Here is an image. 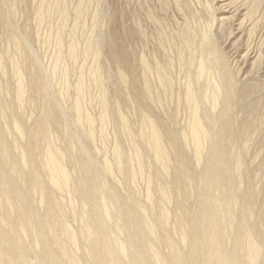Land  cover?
Wrapping results in <instances>:
<instances>
[{"label": "rangeland", "instance_id": "374dc122", "mask_svg": "<svg viewBox=\"0 0 264 264\" xmlns=\"http://www.w3.org/2000/svg\"><path fill=\"white\" fill-rule=\"evenodd\" d=\"M235 1L0 0V161L3 175L11 179L10 184L17 182L23 186L20 190L25 198L22 203H14L15 206L22 204L28 208L20 214L24 219L17 217L16 210L11 211L12 216H7L1 210L6 206L3 201L0 230L3 223L4 227H9L11 221L17 220L15 224H18L35 219L32 226H25L24 243L29 249L32 245L35 251L38 248V255L49 247L56 248L50 239V229L42 225L51 206L40 202L41 193L33 188L34 185L44 187L45 183V193L59 208V220H66L64 222L78 234L91 229V236H81L80 247L73 248L78 264H101L105 257L96 244V236L107 233L103 216L98 212L102 202L98 192L104 188L106 201L115 215L110 225L121 224L124 235L120 239L131 254L127 262L135 259L141 264H163L145 250L148 245L161 253L163 261H169L172 250L164 244V239L172 236L187 264H204L202 260L210 249L203 245L197 226L204 211H212L209 216L217 212L219 215H214L226 225L218 235L226 245L228 261L250 264L249 247L254 244L259 249L257 264H264V0H237L238 4ZM187 31L194 35L192 40ZM202 33L209 37L207 41ZM74 46L77 52L73 56L70 51ZM96 55L98 61H94ZM19 69L23 71L26 89L24 101L17 91ZM94 79H98L99 84ZM187 88L193 92V101L206 132L198 161L197 147L189 129L193 101L192 105L188 102ZM137 93L144 95L141 104ZM103 95L107 103L102 100ZM78 103L84 110L82 119L75 109ZM143 113L156 121L162 132H171L173 136L171 140L165 135L167 138L163 141L171 155L170 172L165 173L161 165H157L151 143L141 134L142 129L145 130V125H141ZM44 119L48 122L52 119V122L48 126L50 133L42 135L38 133L37 124ZM15 123L23 128L21 134L15 130ZM47 139L66 154L65 168L69 169L78 188L73 200L67 192L50 183V174L45 171L46 158L39 149L41 143L42 147L47 144ZM117 148L124 155L122 160L115 156ZM175 150L179 154L176 155ZM137 151L141 164L132 157ZM16 168L22 173H14ZM219 168L226 171L227 183L219 180L221 183L213 185L217 187H208L207 179L222 175ZM133 171L138 176L131 178ZM90 182L94 187L85 188ZM231 189L235 200L225 196L232 193ZM162 191H167L169 200L161 198ZM149 193H153L152 202ZM85 203L91 208V211L87 208V214L83 208ZM209 206L216 210L208 209ZM163 208L171 218H164ZM82 215L91 219L89 223L83 222ZM40 226L43 239L40 247H36L33 235ZM1 236L5 239L8 235L2 233ZM195 239L207 252L201 247L196 250L198 256L193 248L199 244ZM33 249L27 252L26 261L36 264L39 259L41 263L43 260ZM68 260V257H60L59 262L69 264ZM45 262L41 264H49Z\"/></svg>", "mask_w": 264, "mask_h": 264}, {"label": "bare ground", "instance_id": "6f19581e", "mask_svg": "<svg viewBox=\"0 0 264 264\" xmlns=\"http://www.w3.org/2000/svg\"><path fill=\"white\" fill-rule=\"evenodd\" d=\"M91 1H93V0H91ZM237 1V0H236ZM235 1V2H236ZM257 1V0H256ZM259 1H261V0H259ZM258 1V2H259ZM263 1V0H262ZM45 2V1H44ZM71 2V1H70ZM83 2V1H82ZM85 2V1H84ZM238 2V1H237ZM236 2V3H237ZM72 3V2H71ZM243 3V2H242ZM246 3V2H245ZM249 3V2H248ZM247 3V4H248ZM261 3V2H260ZM80 4V3H79ZM228 4V3H227ZM238 4V3H237ZM43 5H44V3H43ZM82 5H87V4H85V3H82ZM82 5H81V8H83L82 7ZM241 5V4H240ZM245 5V4H244ZM250 5H252V4H250ZM258 5H260V4H258ZM47 6V5H46ZM80 6V5H79ZM78 6V7H79ZM254 6V5H253ZM253 6H251V8L253 7ZM257 6V5H256ZM255 6V7H256ZM241 7V6H240ZM39 8V7H38ZM41 9L42 8H44L43 6H41L40 7ZM39 8V9H40ZM62 8V7H61ZM88 8V7H87ZM237 8V7H236ZM250 8V9H251ZM38 9V10H39ZM239 9V8H238ZM77 10V9H76ZM81 10V9H80ZM252 10H254V8L252 9ZM40 11V10H39ZM238 11V10H237ZM258 11V10H257ZM40 12H42V11H40ZM78 12H81V11H78ZM246 12H248V11H246ZM252 12V11H251ZM82 13V12H81ZM80 13V14H81ZM86 13V12H85ZM224 13V12H223ZM242 13V12H241ZM240 13V14H241ZM78 14V13H77ZM80 14H78V15H80ZM253 14V16H254V12L252 13ZM77 15V16H78ZM89 15V14H88ZM236 15V14H235ZM249 15V14H248ZM40 18L42 19L43 18V15H42V13H40ZM48 16V15H47ZM243 16V15H242ZM251 16V15H250ZM80 17V16H79ZM252 17V16H251ZM248 18V17H247ZM239 19V18H238ZM243 19H245L244 17H243ZM242 19V20H243ZM191 20V19H190ZM249 20V19H248ZM67 21V20H66ZM68 21H69V19H68ZM81 21V20H80ZM48 23V22H47ZM75 23V22H74ZM74 23H73V25H74ZM80 23V22H79ZM241 23H243V22H241ZM45 24V23H44ZM69 25V24H68ZM76 25H78V24H76ZM242 25V24H241ZM243 26V25H242ZM240 28H242V27H240ZM239 28V29H240ZM83 29H84V26H83ZM52 32V31H51ZM60 32V31H59ZM191 32V31H190ZM190 32L189 31H187L186 32V34H188L190 37V39L189 38H186V39H189V40H192L193 38H194V35H193V37L191 36V34H190ZM187 35V36H188ZM203 35H205V33L203 34L202 33V36ZM186 36V37H187ZM205 37V40H206V38H207V40H208V38L209 37H207V35H205V36H203V38ZM59 40V39H58ZM204 40V39H203ZM206 40V41H207ZM56 41V40H55ZM61 41V40H60ZM187 42H190V41H188L187 40ZM73 43V42H72ZM91 45H92V43H91ZM90 45V46H91ZM17 46V45H16ZM64 46V45H63ZM70 46H71V44H70ZM73 46V45H72ZM92 46H94V44L92 45ZM64 48V47H63ZM94 48V47H93ZM92 48V49H93ZM65 49V48H64ZM95 49V48H94ZM77 50V47H73L72 48V50L70 51L71 52V55H75L76 53L75 52H77L76 51ZM89 50H90V48H89ZM91 51V50H90ZM180 53V52H179ZM125 54V53H124ZM124 54H122V55H124ZM73 55V56H74ZM193 56V55H192ZM71 57V56H70ZM95 57H97V55L95 56ZM119 57V56H118ZM62 58V57H61ZM73 58V57H72ZM123 58V57H122ZM128 58V57H127ZM126 58V61H128V59ZM191 58V57H190ZM95 59V58H94ZM195 59V58H194ZM73 60V59H72ZM146 60H148V59H146ZM146 60H142V61H146ZM191 60V59H190ZM59 61V60H58ZM94 61H98V57L94 60ZM146 63V62H145ZM96 64V63H95ZM147 64H149V63H147ZM202 64V63H201ZM94 65V64H93ZM144 66H145V64H144ZM201 66V65H200ZM200 66H199V68H200ZM204 66V65H203ZM202 66V67H203ZM57 67V66H56ZM70 67V66H69ZM92 67V66H91ZM201 67V68H202ZM206 67V66H205ZM144 68V67H143ZM204 68V67H203ZM203 68H202V73H203ZM66 69V68H65ZM81 69H82V67H81ZM97 69V68H96ZM204 69H206V68H204ZM85 70V69H84ZM16 71V70H15ZM29 71V70H28ZM81 71V70H80ZM92 71V70H91ZM149 71V70H148ZM22 70H18L17 71V78L19 77V86H18V93H19V96L23 99V98H25L26 97V89H25V85H24V79H23V75H22ZM97 72V71H96ZM150 72V71H149ZM152 72V71H151ZM148 73V72H147ZM201 73V74H202ZM16 74V73H15ZM162 74V73H161ZM123 75H125V73L123 74ZM158 75V74H157ZM199 75V74H198ZM100 76V75H99ZM230 76V75H229ZM161 77V76H160ZM123 78V77H122ZM127 79V78H126ZM95 80V79H94ZM98 84H99V82H98V79H96L95 80ZM163 81V80H162ZM228 82H229V84L231 83V80H230V78H228V80H227ZM159 82H161V81H159ZM17 84V85H18ZM66 84V83H65ZM81 84V83H80ZM100 84H101V82H100ZM160 84V83H159ZM167 84V83H166ZM216 84V82L214 83V85ZM83 85V84H82ZM148 85V84H147ZM193 85V84H192ZM80 86V85H79ZM99 86V85H98ZM165 86V85H164ZM68 87V86H67ZM163 87V86H162ZM190 87V86H189ZM232 87V86H231ZM81 89H82V87H80ZM148 88V87H147ZM164 88V87H163ZM34 89V88H33ZM99 89V88H98ZM188 90H187V92H189V93H187L188 95H186V97L188 96V98L187 99H189V101L188 102H190L191 103V105H192V101H193V97L194 96H192L193 94V92L192 91H190L191 89L190 88H187ZM40 90V89H39ZM136 91V90H135ZM192 92V93H191ZM18 93H16V94H18ZM99 93V92H98ZM78 94V93H77ZM82 94V93H81ZM103 94V93H102ZM142 94V93H141ZM140 93H137V96H136V98H137V100L139 101V103L140 102H143V100H142V98H144L142 95H141ZM135 95V94H134ZM36 96V95H35ZM102 96V95H101ZM101 96H100V98H101ZM106 96V95H105ZM104 95H103V101L105 102L106 101V97H105ZM78 99H80V98H78ZM83 99V98H82ZM195 99V98H194ZM25 99H23V101H24ZM33 100V99H32ZM197 101V100H196ZM103 102V103H104ZM195 101H193V105H195V106H193L192 105V118H191V124L189 125L190 127H189V129H190V131H191V137H192V140H193V142L196 144V147H197V154H198V157H197V161H198V159L200 160V149H201V147H202V144H203V142H204V139H205V137H206V132H205V130H204V128H203V124H202V122H201V119H200V112H199V110L196 108L197 106H196V103H194ZM81 103V102H80ZM80 103H78L77 104V107L75 108L76 109V111H77V114H78V117L79 118H83V107H82V105L80 104ZM106 103H107V101H106ZM141 104V103H140ZM104 105V104H103ZM188 105V104H187ZM86 107V106H85ZM75 109H74V111H75ZM75 111V112H76ZM76 114V115H77ZM107 114V113H106ZM144 114V113H143ZM147 114V113H146ZM105 115V114H104ZM145 115V114H144ZM143 115V116H144ZM86 116V115H85ZM106 116V115H105ZM142 116V117H143ZM149 117H150V115H149ZM44 118V117H43ZM54 118V117H53ZM87 118H88V115H87ZM86 118V119H87ZM46 119V118H45ZM42 120V121H39L40 123L39 124H37L38 126V133H42V135H44L43 133H46L47 134V132H49V130H48V126L50 125L49 123H51L52 122V119H51V122L49 121H46V120ZM84 119H85V117H84ZM13 120V119H12ZM15 121H16V119H14ZM40 120V119H39ZM50 120V119H49ZM82 121V120H81ZM87 121L90 123V119H87ZM144 121V123L143 124H141V125H145L144 127H145V130L144 129H142L143 131L141 132V134L143 133V135H144V137H146L148 140H149V142L151 143V146H152V148H153V151L155 152V160H156V162H157V165H158V163L161 165L160 167L163 169V171H165V173L166 172H170V166H169V164H170V157H171V155H169V151H167V149L165 148V146H164V143H163V141L165 140V138H169V139H173V136L169 133V132H162V130H160L159 129V127H158V124H156L155 122L156 121H154L153 119H151V118H148V116H144L143 117V120H142V122ZM14 122V121H13ZM92 122V121H91ZM9 123H10V121H9ZM82 123V122H81ZM91 124V123H90ZM12 125V124H11ZM89 125V124H88ZM125 125H127V124H125ZM13 126L15 127V130L17 129L18 131H19V133L20 132H22V127L21 126H19L18 124H13ZM143 127V128H144ZM22 128V129H21ZM92 128V127H91ZM96 128V127H95ZM89 129V128H88ZM104 129V128H103ZM103 129H102V131H103ZM16 130V131H17ZM94 131V130H93ZM96 131V130H95ZM106 131V130H105ZM36 132V131H35ZM1 133V132H0ZM3 133V132H2ZM50 133V132H49ZM106 133V132H105ZM130 133V132H129ZM21 134V133H20ZM94 134V133H93ZM233 134V133H232ZM165 135L167 136V137H165ZM223 135V134H222ZM24 136V135H23ZM40 136H41V134H40ZM47 136H49V134L47 135ZM92 136V135H91ZM38 137V136H37ZM54 137V136H53ZM142 137V136H141ZM144 137H142V138H144ZM165 137V138H164ZM45 138V137H44ZM50 138V137H49ZM48 138V139H49ZM47 139V140H48ZM129 139H130V137H129ZM229 139V138H228ZM43 141H45V140H43ZM194 144V145H195ZM220 144V143H219ZM45 145V144H44ZM6 146V145H5ZM5 146H4V148H5ZM57 148V147H56ZM53 145H52V143H50V141L48 140V142H47V144L45 145V146H43L42 147V143H41V147L39 148V149H42L41 151H42V153L44 154V156H45V158H46V167H45V171L46 172H48L47 174H50V183H51V185L53 186V187H55V188H57V189H61V190H64L65 192H67L69 195V197H70V199L71 200H73V197H74V194H75V192H76V189L78 190V188H77V184H76V186L74 185L75 184V182L73 183V181H72V178L73 177H71L72 175H71V173L65 168V164H64V160H66L65 159V152L63 153V151L64 150H62V152L61 151H59L58 149H56ZM176 148V147H175ZM5 150H7V149H5ZM136 150V149H135ZM179 150V149H178ZM177 150V151H178ZM40 151V150H39ZM121 150H119V148H117L116 149V151H115V156H116V158L117 159H119V160H122V156H124V155H122V152H120ZM224 151H226V150H224ZM222 152V156L225 154V152ZM154 152H153V154H154ZM175 152H176V150H175ZM177 153L178 152H176V155H177ZM175 154V153H174ZM179 154V153H178ZM9 155V154H8ZM7 155V156H8ZM26 155V154H25ZM6 156V157H7ZM21 157V156H20ZM25 157V156H24ZM22 158V160H25V158ZM134 159L133 160H137V163H140L141 162V156H140V153L137 151V152H135V154H134V156H132ZM221 157V156H220ZM224 157V156H223ZM219 158V157H218ZM116 159V160H117ZM132 160V161H133ZM219 160V159H218ZM118 162V161H117ZM110 163V162H109ZM220 163V162H219ZM107 164V163H106ZM119 164V163H118ZM123 164V163H122ZM141 164V163H140ZM45 165V164H44ZM109 165L110 164H108V167H109ZM120 165V164H119ZM144 165V164H143ZM225 165H226V163H225ZM26 166V165H25ZM138 166V165H137ZM140 166V165H139ZM17 167V166H16ZM113 167V166H112ZM111 167V168H112ZM110 168V169H111ZM122 168V167H121ZM218 168V167H217ZM224 168V167H223ZM120 169V168H119ZM181 169H182V167H181ZM183 169H184V167H183ZM219 169H221V168H219ZM2 170H3V168H2V163H1V161H0V189L2 188V190H3V192H2V194L0 193V204L3 202V201H5L4 203L6 204V206H2L1 208V210H2V212H3V214H7V216H10L11 215V211H13V210H16L17 211V213H19V214H17L18 216L17 217H19V216H21L20 214H22V213H24V212H26V210L28 209L27 208V206H25L24 204V206H22V204H21V206H15V204L14 203H22L23 202V199L25 198V195L23 194V192L20 190V186H22L21 185V183L20 184H17V182H16V184L15 185H11L10 183V180L6 177V175H3L4 173L2 172ZM21 170H22V168H21ZM108 170V169H107ZM122 170V169H121ZM120 170V171H121ZM135 170V169H134ZM222 170V169H221ZM221 170H219L220 172H221ZM110 171V170H109ZM122 171H124V170H122ZM184 171V170H183ZM218 171V170H217ZM223 171V170H222ZM226 171H223L222 172V175H220L219 174V176L218 175H210L211 177L209 178V179H207L206 180V185L209 187V186H212V187H217V186H213V185H215L216 183H221V182H223V181H226V180H224L226 177H227V174L225 173ZM14 173H17V174H21L22 172L20 171V169H18V168H16V169H14ZM113 173V172H112ZM111 173V174H112ZM163 173V172H162ZM172 173V172H171ZM178 173V172H177ZM176 173V174H177ZM181 173V172H180ZM215 173V172H214ZM227 173H228V171H227ZM110 174V175H111ZM114 174V173H113ZM130 174V173H129ZM140 174H141V172H140ZM213 174V173H212ZM13 175V174H12ZM137 175V173H136V171H133L131 174H130V176H131V178L133 177H135ZM167 175V174H166ZM228 175H229V173H228ZM21 176V175H20ZM138 176V175H137ZM143 176V175H142ZM222 176V178H220ZM39 177V176H38ZM148 177V176H147ZM176 177H178V176H176ZM181 177V176H180ZM152 178V177H151ZM155 178V177H154ZM149 179V178H148ZM184 179V178H183ZM21 180V179H20ZM38 180V179H37ZM153 180V179H152ZM180 180V179H179ZM189 180V179H188ZM221 182H220V181ZM16 181V180H15ZM97 181V180H96ZM146 181V180H145ZM151 181V180H150ZM19 182V181H18ZM91 183V182H90ZM97 182H95V184H96ZM151 183V182H150ZM189 183V182H188ZM226 183H227V181H226ZM32 184V183H31ZM39 184V183H38ZM41 184V183H40ZM89 184V183H88ZM98 184H100L99 182H98ZM27 185V184H26ZM79 185V184H78ZM153 185V184H152ZM220 185V184H219ZM32 186V185H31ZM38 186V185H37ZM36 185H34V187L33 188H35L34 190H36L37 191V189L39 190V192L41 193V197H42V200H40V202L42 201V202H48L49 204H50V210H49V214H48V216H47V218H46V220L44 221V222H42L41 224L43 225V227L44 226H48V228L50 229V233H51V235H50V239H51V242H54V244H55V247L56 248H54L53 249V247H52V245H51V247L52 248H47V249H45L44 250V252H42L41 253V255H38V253L36 252L37 250H38V248H37V250L35 251V248L33 249V247L31 246V245H29V246H31L30 247V249L32 248L33 249V251H35L34 253H36L39 257H40V259H41V263H44L45 261H47V262H49V264H61L60 262H59V259H60V257H61V259H62V257H68V261H69V264H75V262L78 264V261L76 260V259H78L77 257H76V254L75 253H73V248H76V247H78V239L82 236V238L83 237H90L91 236V229H89V230H87L88 228H90V227H84V228H86V232H84V233H81V234H78V233H76V232H74L73 231V229H71V227L66 223V222H64V221H66V220H61V219H63V218H61L60 220H59V218H58V212H59V208L56 206L57 204L56 203H54V201L52 200V198H50L46 193H45V191H44V187H46L45 186V183H44V187H43V185L42 186H39V187H37ZM97 186V185H96ZM95 186V187H96ZM149 186V185H148ZM23 187V186H22ZM81 187H82V185H81ZM92 187H94V185L91 183V184H89L87 187L85 186V188H92ZM211 187V188H212ZM219 187H221V186H218V188ZM224 187H226L225 186V182H224ZM229 187L231 188V183H229ZM228 187V188H229ZM233 187V186H232ZM187 188V187H186ZM30 189H32V188H30ZM46 189V188H45ZM160 189V188H159ZM161 189H162V187H161ZM166 189V188H165ZM208 189V188H207ZM223 189V188H222ZM221 189V190H222ZM82 190V189H81ZM87 190V189H86ZM94 190H95V188H94ZM148 190V189H147ZM152 190V189H151ZM215 190V189H214ZM227 190V189H226ZM233 189H231L230 191H232ZM80 191V190H79ZM90 191V190H89ZM160 191V190H159ZM184 191V190H183ZM217 191H218V189H217ZM228 191V190H227ZM38 192V191H37ZM86 192V191H85ZM92 192V191H91ZM151 192V191H150ZM161 192V191H160ZM166 192V193H165ZM189 192V191H188ZM235 192V191H234ZM78 193V192H77ZM88 193V192H87ZM93 193V192H92ZM97 193V192H96ZM159 193V192H158ZM185 193V192H184ZM237 193V192H236ZM235 193V194H236ZM38 194V193H37ZM79 194V193H78ZM91 194V193H90ZM99 194H101L102 195V202H101V204H100V206L99 205H97V206H99V208H98V212L103 216V227H104V230L107 232V233H104V234H101V235H99V236H96V244H97V246L99 247V249H100V251H101V253H103L104 254V257H105V261L103 262V263H101V264H141V263H139V262H137L135 259L133 260H130L129 262H127L126 261V259L128 258H130L131 257V254H130V252H129V250H128V248H127V245L126 244H123L122 242H121V239H120V236L123 234L124 235V233H123V229H122V227H120V225H118L117 223H115V225H114V227H111L112 225H110V223L111 222H113L114 221V219H115V215H114V213L110 210V208H109V205H108V203H107V201H106V199H107V197L105 198V194H104V188H101L100 189V191L98 192V195ZM151 194H153V193H149V200H150V202H152L151 201ZM188 194V193H187ZM98 195H96L97 197H98ZM156 195V194H155ZM162 195H163V197H161V198H163V200L165 199V200H167L168 199V195H167V191H162ZM51 196V195H50ZM77 196H79V195H77ZM88 196H90L89 194H88ZM93 196H95V194H93ZM95 196V197H96ZM225 196H227V197H229V199H231V198H233V200H235L236 198L234 197V196H236V195H233V191H232V193H230L229 192V194L228 195H225ZM101 197V196H100ZM215 197V196H214ZM224 197V196H223ZM93 198V197H92ZM220 198V197H219ZM67 199V198H66ZM76 199V198H75ZM94 199V198H93ZM96 199H98V198H96ZM109 199V198H108ZM227 199V198H226ZM169 200V199H168ZM218 200V199H217ZM26 201V200H25ZM29 201V200H28ZM27 201V202H28ZM162 201V200H161ZM67 202V201H66ZM85 202V201H84ZM98 202H99V200H98ZM147 202H148V200H147ZM187 202V201H186ZM233 202V201H232ZM72 203V202H71ZM210 203V202H209ZM32 204V203H31ZM45 204V203H44ZM56 204V205H55ZM87 203H85L84 205H83V208H84V213L85 214H87V208H89V207H87V205H86ZM160 204V203H159ZM61 205V204H60ZM144 205V204H143ZM155 205V204H154ZM145 206V205H144ZM34 207V206H33ZM133 207V206H132ZM137 207V206H136ZM141 207H143V206H141ZM162 207V206H161ZM206 207V206H205ZM213 206H209L208 207V209L209 208H212ZM156 208V207H155ZM204 208V207H203ZM214 208V207H213ZM213 208H212V210H213ZM229 208V207H228ZM91 208H89V210H90ZM144 209V208H143ZM215 209V208H214ZM33 210V209H32ZM88 210V211H89ZM96 210H97V208H96ZM95 210V211H96ZM134 210V209H133ZM216 210V209H215ZM214 210V211H215ZM28 211V210H27ZM91 211V210H90ZM138 212H139V210H137ZM143 211V210H142ZM153 211V210H152ZM158 211V210H157ZM203 211V210H202ZM201 211V212H202ZM208 211V210H207ZM211 211V210H210ZM229 211V210H228ZM227 211V212H228ZM231 211V210H230ZM233 211V210H232ZM31 212V211H30ZM92 212H94V210H92ZM97 212V213H98ZM136 212V211H135ZM155 212V211H154ZM205 212L206 211H204V214L202 215V218H201V220L199 221V226H197L198 228H199V231L198 232H200L199 234L201 235V237H202V239H203V245L205 244L206 245V247H209L208 249H210V250H208V252L206 251L207 250V248H204V247H202V248H204V251H206L204 254L206 255L205 256V258H204V260H202L203 262H204V264H233V263H231V262H229L228 261V259L226 258V254H227V252H225V246L226 245H224V242L222 241L223 240V238L220 236V235H218V231L220 230V229H222L223 227H224V225H225V222L223 223L221 220H220V217H216L214 214H216V213H214L213 212V214H212V216H209V213H212V211L211 212H206V214H205ZM29 213V212H28ZM33 213V212H32ZM150 213V212H149ZM161 213L163 214V216H164V218H167V216H170V215H168V212H167V210L165 209V208H163L162 209V211H161ZM231 213V212H230ZM230 213L228 214V215H230ZM2 214V215H3ZM13 214H15V213H13ZM60 214V213H59ZM157 214V213H156ZM5 215H3V216H5ZM100 215V216H101ZM117 215V214H116ZM133 215V214H132ZM148 215V214H147ZM153 215V214H152ZM214 215V216H213ZM217 215H219L218 213H217ZM226 215V214H225ZM12 216V215H11ZM16 216V215H15ZM14 216V217H15ZM83 216V215H82ZM81 216V219L83 220V222H85V220H87L86 218H87V215H84L83 217ZM90 216H91V214H90ZM139 216V215H138ZM162 216V217H163ZM221 216V215H220ZM224 216V215H223ZM22 217V216H21ZM24 217H27V216H24ZM29 217V216H28ZM27 217V218H28ZM96 217H99V215L98 216H96ZM160 217V216H159ZM5 218V217H4ZM8 218V217H7ZM23 218V217H22ZM31 218V217H30ZM33 218V217H32ZM89 218V217H88ZM117 218V217H116ZM170 218H171V216H170ZM223 218V217H222ZM9 219H11V218H9ZM18 219V221H19V218H17ZM24 219V218H23ZM90 219V218H89ZM88 219V220H89ZM98 219V218H97ZM100 219V218H99ZM151 219V218H150ZM178 220L179 219H182V218H177ZM15 220V219H14ZM77 220V219H76ZM81 220V221H82ZM88 220H87V222H88ZM91 220V219H90ZM161 220H164L163 218L161 219ZM167 220V219H166ZM165 220V221H166ZM177 220V221H178ZM228 220V219H227ZM7 221V220H6ZM120 221V220H119ZM144 221V220H143ZM148 221V220H147ZM233 221V220H232ZM10 222V221H9ZM16 222H17V220H16ZM15 222V223H16ZM33 222H36L35 221V219H27V221H21V222H19L18 224H15L13 221H11V224H12V226H9L11 229H9V227L7 226H3V224L5 225V223H3L2 225H1V230H0V235L3 233H6V236H7V238H5V239H3V236H1L0 237V264H29V261L27 260L26 261V257H27V255L29 254V252H30V249H29V247L24 243V237L23 236H25V226L27 227V225L29 224H31V226H32V223ZM38 222V221H37ZM40 222V221H39ZM82 222V223H83ZM92 222V221H91ZM98 222H100V221H98ZM160 222V221H159ZM168 222H169V220H168ZM179 222V221H178ZM229 222H231V221H229ZM89 223V222H88ZM131 223V222H130ZM148 223V222H147ZM163 223H164V221H163ZM181 223V222H180ZM7 224H8V222H7ZM10 224V225H11ZM84 224V223H83ZM112 224V223H111ZM135 224V223H134ZM150 223H148V225H149ZM162 224V223H161ZM197 224V225H198ZM230 224V223H229ZM90 225V224H89ZM109 225H110V227H109ZM130 225V224H129ZM139 225V224H138ZM184 225V224H183ZM150 226V225H149ZM156 226V225H155ZM226 226V225H225ZM2 227H4V228H2ZM29 227V226H28ZM43 227H39L40 229L39 230H36L35 231V234L33 235L34 237H35V240H37V241H35V242H37V246L36 247H40L39 246V244H40V242H41V240L43 239V233H42V231H43ZM136 227V226H135ZM148 227V226H147ZM151 227V226H150ZM168 227V226H167ZM170 227V226H169ZM84 228H83V230H84ZM102 228V227H101ZM127 228V227H126ZM137 228H139V227H137ZM141 228V227H140ZM153 228V227H152ZM229 228V227H228ZM21 229L23 230V231H21ZM151 229V228H150ZM154 229V228H153ZM245 229V228H244ZM83 230H81V231H83ZM101 230H103V229H101ZM126 230V229H125ZM31 231V230H30ZM135 231V230H134ZM22 232H23V234H22ZM34 232V231H33ZM93 232V231H92ZM98 232H99V230H98ZM101 232V231H100ZM140 232V231H139ZM152 232V231H151ZM197 232V233H198ZM134 233V232H133ZM133 233H131V234H133ZM96 234V233H95ZM126 234V233H125ZM138 234V233H137ZM142 234V233H141ZM199 234H197V235H199ZM44 235H46V234H44ZM93 235V234H92ZM122 235V236H123ZM140 235V234H139ZM5 236V237H6ZM63 236L64 237H66V239L64 240L63 239ZM136 236V235H135ZM156 236V235H155ZM170 236V235H169ZM184 236V235H183ZM219 236L222 238V240H221V238H219ZM223 236V235H222ZM26 237V236H25ZM154 237V236H153ZM152 237V238H153ZM124 238V237H123ZM138 238V237H137ZM140 238V237H139ZM139 238L137 239V240H139ZM143 238V237H142ZM171 238H172V236H171ZM170 237H165V239H164V244H166L172 251V255L170 256L169 254V257H170V259H169V261H163L162 260V256L160 255L161 253H159L156 249L154 250L153 249V246L152 245H148L147 247H146V249L145 250H147V252L148 253H150L153 257L152 258H155V259H157L158 260V262L159 263H163V264H167V262H169L170 264H187V262H186V260H185V257H184V255H183V251L181 250L180 251V249H177L176 248V246H175V244H174V242H173V240L171 239ZM240 238V237H239ZM49 239V238H48ZM148 239H150V237L148 238ZM40 240V241H39ZM136 240V239H135ZM196 241H197V239H195ZM201 240V239H200ZM39 241V242H38ZM50 241V240H49ZM148 241H150V240H148ZM148 241H147V243H148ZM184 241V240H183ZM195 241V242H196ZM238 241V240H237ZM44 242H46V241H44ZM50 242V243H51ZM136 242V241H135ZM49 243V244H50ZM141 243H143V242H141ZM196 243H199L198 241L196 242ZM152 244V243H151ZM162 244V243H161ZM239 244V243H238ZM126 245V246H125ZM198 245H201L200 243L199 244H195L194 246H193V248H194V250L196 251V250H199V249H201V247L200 246H198ZM141 246V245H140ZM143 246V245H142ZM79 247H80V245H79ZM155 248H157V246L155 247ZM80 249V248H79ZM133 249V248H132ZM143 249V248H142ZM193 250V251H194ZM259 249H258V247L256 246V245H254V244H251V246L249 247V262H250V264H257V262H258V259H259V251H258ZM29 251V252H28ZM33 251H31V252H33ZM81 251V250H80ZM83 251V250H82ZM95 251V250H94ZM139 251V250H138ZM142 251V250H141ZM203 251V249H202V253L204 252ZM27 252H28V254H27ZM75 252V251H74ZM146 252V253H147ZM197 252V251H196ZM199 252V251H198ZM197 252V253H198ZM201 252V251H200ZM91 253V252H90ZM100 253V252H99ZM136 253V252H135ZM142 253L143 254H145L143 251H142ZM168 253H169V251H168ZM195 253V252H194ZM248 253V252H247ZM40 254V253H39ZM94 254V253H93ZM35 255V254H34ZM36 255V256H37ZM78 255V254H77ZM150 255V256H151ZM197 255V254H196ZM29 256V255H28ZM81 256V255H80ZM198 256H199V253H198ZM228 256V255H227ZM232 256V255H231ZM39 257H36V259L37 258H39ZM103 257V256H102ZM133 257V256H132ZM135 257V256H134ZM197 257V256H196ZM201 257H202V255H201ZM229 257V256H228ZM30 258V257H29ZM28 258V259H29ZM95 258V257H94ZM97 258H99V257H97ZM238 258H239V256H238ZM81 259V258H80ZM103 259V258H102ZM131 259V258H130ZM165 259V258H164ZM197 260V259H196ZM36 261V260H35ZM198 262H199V258H198V260H197ZM202 261H201V263H202ZM232 261H234V260H232ZM237 261V260H236ZM235 261V262H236ZM239 261V260H238ZM19 262V263H18ZM28 262V263H27ZM38 263H36V264H41V263H39V259H38V261H37ZM235 262H234V264H235ZM240 262V261H239ZM46 263V262H45ZM63 263V262H62ZM154 263V262H153ZM66 264V263H65ZM80 264V263H79ZM150 264V263H149ZM198 264V263H197ZM199 264H200V262H199ZM237 264V263H236Z\"/></svg>", "mask_w": 264, "mask_h": 264}]
</instances>
